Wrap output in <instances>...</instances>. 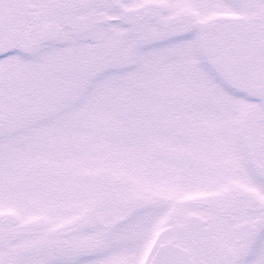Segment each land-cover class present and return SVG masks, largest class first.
Returning <instances> with one entry per match:
<instances>
[{
  "label": "snow or ice",
  "instance_id": "snow-or-ice-1",
  "mask_svg": "<svg viewBox=\"0 0 264 264\" xmlns=\"http://www.w3.org/2000/svg\"><path fill=\"white\" fill-rule=\"evenodd\" d=\"M0 264H264V0H0Z\"/></svg>",
  "mask_w": 264,
  "mask_h": 264
}]
</instances>
